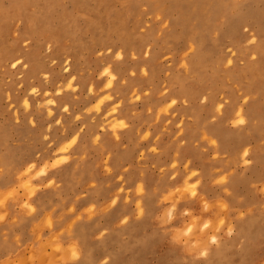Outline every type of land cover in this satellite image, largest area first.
I'll use <instances>...</instances> for the list:
<instances>
[{
    "label": "rangeland",
    "instance_id": "1",
    "mask_svg": "<svg viewBox=\"0 0 264 264\" xmlns=\"http://www.w3.org/2000/svg\"><path fill=\"white\" fill-rule=\"evenodd\" d=\"M197 2L0 0V264H264V0Z\"/></svg>",
    "mask_w": 264,
    "mask_h": 264
},
{
    "label": "bare ground",
    "instance_id": "2",
    "mask_svg": "<svg viewBox=\"0 0 264 264\" xmlns=\"http://www.w3.org/2000/svg\"><path fill=\"white\" fill-rule=\"evenodd\" d=\"M86 1H87V0H86ZM82 2H83V1H82ZM82 2H81V3H82ZM19 3H20V2H19ZM78 3H80V1H79ZM13 4H14V3H13ZM202 4H203V0H198V2L196 3L197 7H199V6L202 5ZM35 6H36V5H35ZM82 6H83V5H82ZM15 8H16V7H15ZM9 11H10V10H9ZM38 14H39V13H38ZM67 15H68V14H67ZM34 16H36V15L34 14ZM34 16H33V17H34ZM67 17H68V16H67ZM74 18H75V17H74ZM0 19H1V18H0ZM44 19H45V18H44ZM3 20H4V19H3ZM31 20H32V19H31ZM40 20H41V19H40ZM31 22H32V21H31ZM68 22H69V21H67L66 23H68ZM9 23H10V22H9ZM73 24H74V23H73ZM73 24H72V25H73ZM32 27H33V26H32ZM38 27H39V26H38ZM30 28H31V27H30ZM45 29H46V28H45ZM43 30H44V29H43ZM31 31H32V30H31ZM36 31H37V30H36ZM34 33H36V32L34 31ZM252 36H254V35H252ZM39 38H40V37H39ZM176 39H177V38H176ZM257 42H258V41H257ZM257 45H258V44H257ZM242 50H243V49H242ZM248 51H249V50H248ZM254 52H255V51H254ZM241 53H243V52L241 51ZM172 55H173V54H172ZM239 59H240V58H239ZM241 59H242V58H241ZM241 59H240V60H241ZM236 61H237V60H236ZM243 61H244V60H243ZM230 62H231V61H229V63H230ZM235 63H236V62H235ZM245 63H246V62H245ZM243 64H244V63H243ZM244 65H245V64H244ZM248 68H250V67H248ZM238 70H240V69H238ZM242 70H243V69H242ZM250 70H251V69H250ZM228 72H229V71H228ZM237 72H238V71H237ZM237 72H236V73H237ZM258 72H259V71H258ZM227 74H228V73H227ZM233 74H235V73H233ZM224 76H225V75H224ZM227 76H228V75H227ZM227 76H226V77H227ZM229 77H230V76H229ZM236 78H237V77H236ZM222 80H223V79H222ZM229 80L231 81V79H229ZM223 82H224V81H223ZM224 83H225V82H224ZM236 83H237V82H236ZM237 86H238V85H237ZM238 87H239V86H238ZM244 90H245V89H244ZM258 92H259V91H258ZM200 93H201V92H200ZM244 93H246V92L244 91ZM224 114H225V113H224ZM91 129H92V128H91ZM78 145H79V144H78ZM76 146H77V145H76ZM76 148H77V147H76ZM86 149H87V148H86ZM191 149H193V148H191ZM69 151H70V150H69ZM177 151H179V150H177ZM197 152H198V151H197ZM78 154H79V153H78ZM65 155H66V154H65ZM68 158H69V157H68ZM62 159H63V158H62ZM66 159H67V158H66ZM66 159H65V160H66ZM78 162H80V161H78ZM82 162H83V161H82ZM4 165H5V164H4ZM77 165H78V164L76 163V166H77ZM92 166H93V165H92ZM33 167H34V166H33ZM45 167H46V166H45ZM57 167H58V166H57ZM46 169H47V168H46ZM109 170H111V169H109ZM44 172H46V171H44ZM45 174H47V173H45ZM82 175H83V172H82ZM40 177H41V176H40ZM43 177H44V176H43ZM93 177H95V176H93ZM100 178H102V177H100ZM15 179H16V178H15ZM28 181H29V180H28ZM35 181H36V180H35ZM12 182H13V181H12ZM52 182H53V181H52ZM52 182H51V183H52ZM160 182H161V181H160ZM33 183H34V182H33ZM51 183H50V184H51ZM158 183H159V182H158ZM226 183H227V182H226ZM2 184H4V182H2ZM77 184H79V183H77ZM228 184H229V183H228ZM141 188H142V187H141ZM160 189H161V188H160ZM230 189H231V188H230ZM139 190H140V188H139ZM139 192H140V191H139ZM35 193H36V192H35ZM231 193H232V192H231ZM80 194H81V193H80ZM129 194H130V193H129ZM96 195H97V194H96ZM154 195H155V194H154ZM13 200H15V199H13ZM21 201H22V200H21ZM21 201H20V202H21ZM116 201H117V200H116ZM13 202H14V201H13ZM16 202H17V201H16ZM14 203H15V202H14ZM139 204H140V202L138 203V205H139ZM43 206H45V205H43ZM138 207H139V206H138ZM13 208H14V207H13ZM81 209H82V208H81ZM87 210H88V209H87ZM89 211H90V209H89ZM91 211H92V210H91ZM141 211H142V210H140V213H141ZM43 213H44V212H43ZM91 213H92V212H91ZM15 216H16V215H15ZM38 216H39V215H38ZM141 216H142V215H141ZM48 218H49V216H48ZM26 219H27V218H26ZM26 219H25V220H26ZM37 219H38V218H37ZM37 221H38V220H37ZM64 223H66V222H64ZM62 227H63V226H62ZM244 228H245V227H244ZM31 229H32V228H31ZM39 229H40V227H39ZM39 231H40V230H39ZM53 231H54V230H53ZM55 231H56V230H55ZM78 231H79V234H81V237H82L83 234H84V230H83V228H80ZM6 236H7V235H6ZM14 236H15V235H14ZM32 236H33V235H32ZM55 237H56V236H55ZM30 241H31V240H30ZM28 242H29V241H28ZM31 242H32V241H31ZM31 242H30V243H31ZM37 243H38V241H37ZM55 243H56V242H55ZM55 243H54V244H55ZM57 243H59V242H57ZM48 244H49V243H48ZM51 245H53V243H52ZM51 245H50V246H51ZM23 246H24V245H23ZM37 246H38V245H37ZM50 246H49V248H51L52 250H54V249L56 248V247L54 248V246H51V247H50ZM58 246H59V245H58ZM60 246H62V245H60ZM71 246H72V247H71ZM71 246H70V248L75 247L73 243L71 244ZM104 246H105V245H104ZM58 248H59V247H57V249H58ZM62 248H63V246H62ZM70 248H67V249H69V251H67V252H69L68 255H70V258L73 259V258H75V257L73 256V254H71V249H70ZM63 249H64V248H63ZM76 249H77V248H76ZM17 250H18V249H17ZM42 251H43V250H42ZM63 251L65 252V250H63ZM63 251L61 250V251L59 252V250H58L59 253H61V252H63ZM78 251H79V250H78ZM14 252H15V251H14ZM45 252H46V249L44 250V252H41V253L44 254ZM56 252H57V251H56ZM67 252H65V253H67ZM74 252H75V251H74ZM209 252H210V251H209ZM47 253H48V254H47ZM65 253H64V254H65ZM75 253H76V252H75ZM10 254H11V253H10ZM49 254H52V255H53V254H55V251H54V252L52 251L51 253H50V252H46L45 255L48 256ZM61 254H62V253H61ZM61 254H60V255H61ZM78 254H79V252H78ZM78 254H77V255H78ZM210 254H211V253H210ZM39 255H40V253H39ZM60 255H58L57 257H55L56 261H57L58 259H61V258L59 257ZM71 255H72V257H71ZM47 256H46V257H47ZM208 256H209V255H208ZM43 257H44V255H42V258H41V259H43ZM49 257H50V255H49ZM58 257H59V258H58ZM61 257H62V256H61ZM4 258H5V257H4ZM44 258H45V257H44ZM52 258H54V257L52 256ZM52 258H51V259H52ZM41 259H40V260H41ZM45 259H47V258H45ZM49 260H50V259L48 258V261L46 260L47 262H46V261H45V262L48 263ZM210 260H211V259H210ZM51 261H53V260H51ZM60 261H61V260H60ZM45 262H42V263H40V264H43V263H45ZM92 262H93V259H92V254H91V245H88L87 247L84 246V256H83V258H82V260H81V262H80L79 264H92Z\"/></svg>",
    "mask_w": 264,
    "mask_h": 264
},
{
    "label": "crops",
    "instance_id": "3",
    "mask_svg": "<svg viewBox=\"0 0 264 264\" xmlns=\"http://www.w3.org/2000/svg\"><path fill=\"white\" fill-rule=\"evenodd\" d=\"M38 201H39V205H40V207L43 206L42 204H44V203H43V202H44V198H43L42 195H40ZM41 209H43V208L41 207ZM29 221H31V220L27 218L26 223H29ZM66 222H67V220H66ZM26 235H27V233H26Z\"/></svg>",
    "mask_w": 264,
    "mask_h": 264
},
{
    "label": "clouds",
    "instance_id": "4",
    "mask_svg": "<svg viewBox=\"0 0 264 264\" xmlns=\"http://www.w3.org/2000/svg\"><path fill=\"white\" fill-rule=\"evenodd\" d=\"M138 188H139V184H138ZM113 205L115 204V201H112L111 202ZM89 207H93L92 205H90ZM70 210H71V206H70ZM90 218V217H89ZM79 219V216H77L76 218H74V221L73 222H75V220H78ZM124 220V219H123ZM123 220H121V222H123ZM100 235H102V233L100 234Z\"/></svg>",
    "mask_w": 264,
    "mask_h": 264
}]
</instances>
